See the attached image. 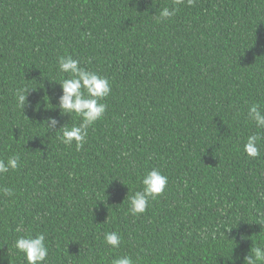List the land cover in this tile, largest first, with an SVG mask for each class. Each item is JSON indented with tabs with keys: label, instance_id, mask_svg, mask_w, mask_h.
Segmentation results:
<instances>
[{
	"label": "trees",
	"instance_id": "trees-1",
	"mask_svg": "<svg viewBox=\"0 0 264 264\" xmlns=\"http://www.w3.org/2000/svg\"><path fill=\"white\" fill-rule=\"evenodd\" d=\"M68 55L111 86L79 150L55 133L79 122L56 108ZM253 103L264 107V0H0V159L20 158L0 176L14 192L0 191V264H27L13 244L28 233L46 234L47 264H244L264 247V141L258 158L243 151ZM153 168L167 188L132 216ZM112 231L119 247L104 242Z\"/></svg>",
	"mask_w": 264,
	"mask_h": 264
},
{
	"label": "clouds",
	"instance_id": "clouds-1",
	"mask_svg": "<svg viewBox=\"0 0 264 264\" xmlns=\"http://www.w3.org/2000/svg\"><path fill=\"white\" fill-rule=\"evenodd\" d=\"M175 2L178 6L184 3V0H175ZM187 3L191 6L194 0H187ZM177 10L178 8L175 6L172 9L164 7L159 10L158 21L162 22L172 18ZM58 71L67 74V77H62L58 83L62 94L56 108L62 116H70V118L78 119L79 122L73 123L71 126L65 124L55 133H60L58 139L65 146L71 147L75 144L76 149L79 150L87 142L88 129L102 119L107 110V105L101 101L111 93L110 82L107 78L81 67L80 61L71 55L59 57ZM28 93L29 90L25 87L15 90L14 97L18 107L25 108ZM247 118L254 123L257 131L247 136L243 151L247 157L255 159L259 157L260 143L264 141V107L256 103L251 104L247 110ZM58 123L56 118L48 117L45 121V127L49 132L56 129ZM19 163L20 158L17 155L8 157L6 161L0 159V176L7 174L10 170H16ZM139 179L142 189L135 191L133 195L128 197L129 213L132 216L145 213L150 201L160 197L169 183L168 177L155 168L147 171ZM0 191L9 197L14 195L13 190L7 187L0 189ZM121 239V235L116 231L104 234V242L113 248L120 246ZM13 247L23 254L27 264H47L50 249L46 243L45 233L35 235L28 233L18 236ZM243 260L244 264L264 262V247L259 245L252 247L250 253L245 255ZM112 264H134V262L130 256H122L113 260Z\"/></svg>",
	"mask_w": 264,
	"mask_h": 264
}]
</instances>
